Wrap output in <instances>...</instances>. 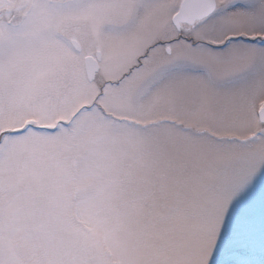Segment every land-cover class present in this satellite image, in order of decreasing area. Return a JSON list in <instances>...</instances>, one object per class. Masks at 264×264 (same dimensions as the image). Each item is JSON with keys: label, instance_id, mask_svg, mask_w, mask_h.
<instances>
[{"label": "snow or ice", "instance_id": "6c2138e0", "mask_svg": "<svg viewBox=\"0 0 264 264\" xmlns=\"http://www.w3.org/2000/svg\"><path fill=\"white\" fill-rule=\"evenodd\" d=\"M0 264H264V0H0Z\"/></svg>", "mask_w": 264, "mask_h": 264}]
</instances>
